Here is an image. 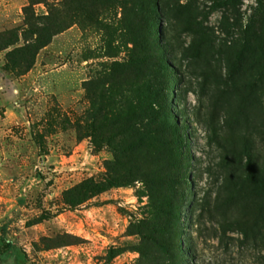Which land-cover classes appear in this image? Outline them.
<instances>
[{"label": "rangeland", "instance_id": "rangeland-1", "mask_svg": "<svg viewBox=\"0 0 264 264\" xmlns=\"http://www.w3.org/2000/svg\"><path fill=\"white\" fill-rule=\"evenodd\" d=\"M39 1L0 0V239L6 225L12 243L0 264H139L141 240L129 227L146 217L143 184L111 188L77 208L63 201L65 191L101 178L112 158L78 137L74 121L87 106L82 83L132 46L129 35L119 34L123 9L101 17L116 34L75 25L54 36L30 66L9 60L26 44L23 8ZM224 1L160 0L153 17L168 74L180 78L179 84L168 78L169 104L189 126L185 155L192 160L184 159L183 171L194 189L187 182L174 226L181 252L170 249L178 264H264V211L251 213L256 198L237 184L247 152L264 165V57L246 49L253 43L248 27L264 22V0ZM32 8L47 12L43 3ZM134 10L136 24L143 16ZM108 38L117 47L112 58L103 48Z\"/></svg>", "mask_w": 264, "mask_h": 264}, {"label": "trees", "instance_id": "trees-1", "mask_svg": "<svg viewBox=\"0 0 264 264\" xmlns=\"http://www.w3.org/2000/svg\"><path fill=\"white\" fill-rule=\"evenodd\" d=\"M159 1L59 0L50 3L42 0L37 3L45 4L47 12L43 15L35 13L32 7L37 3L31 2L23 8L28 27L22 34L26 44L8 56L12 61L26 60L30 66L54 36L75 25L84 31L116 34L118 30L101 17L118 7L123 9L118 20L122 30L119 29V34L129 35L128 44L132 46L124 48L127 53L120 61L100 63L95 75L82 83L87 106L74 121L78 137L89 138L96 152L107 150L112 158L105 164L101 178L87 179L65 191L63 201L68 207L77 208L111 188L143 184L149 197L146 217L129 227V233L141 240L137 249L141 255L139 264L146 261L148 264H178L175 251L181 252V248L173 237L174 226L181 221L180 208L187 182L190 189H194L191 174L183 171L184 159L192 160L185 155L189 148V126L185 119L181 123L175 119L169 104L168 78L173 77L178 84L180 78L168 74V53L152 34ZM235 1L225 0L222 4L226 6ZM135 6L140 8L143 17L133 24L130 17L137 15ZM261 16L264 18V10ZM154 30L160 38V27L157 25ZM247 30L253 43L246 49L253 56L264 57V22ZM12 33L16 38V33ZM104 40L103 48L112 58L117 47L112 39ZM19 53L21 59L15 56ZM237 184L240 191H248L256 198L250 212L260 216L264 211V165L250 152L246 153L244 178ZM1 232L0 258L12 249V243L6 239V225ZM171 247L175 251H171Z\"/></svg>", "mask_w": 264, "mask_h": 264}]
</instances>
